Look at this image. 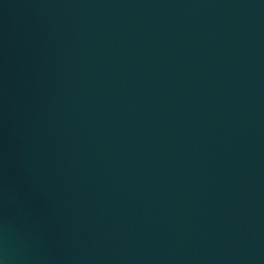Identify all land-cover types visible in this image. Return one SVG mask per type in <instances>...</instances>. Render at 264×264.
Instances as JSON below:
<instances>
[{
    "label": "water",
    "instance_id": "obj_1",
    "mask_svg": "<svg viewBox=\"0 0 264 264\" xmlns=\"http://www.w3.org/2000/svg\"><path fill=\"white\" fill-rule=\"evenodd\" d=\"M0 264H264V0H0Z\"/></svg>",
    "mask_w": 264,
    "mask_h": 264
}]
</instances>
